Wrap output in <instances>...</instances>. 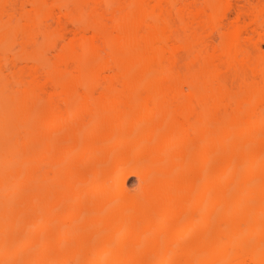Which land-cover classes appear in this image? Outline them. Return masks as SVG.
<instances>
[{"label": "bare ground", "instance_id": "1", "mask_svg": "<svg viewBox=\"0 0 264 264\" xmlns=\"http://www.w3.org/2000/svg\"><path fill=\"white\" fill-rule=\"evenodd\" d=\"M222 255L264 264V0H0V264Z\"/></svg>", "mask_w": 264, "mask_h": 264}, {"label": "rangeland", "instance_id": "2", "mask_svg": "<svg viewBox=\"0 0 264 264\" xmlns=\"http://www.w3.org/2000/svg\"><path fill=\"white\" fill-rule=\"evenodd\" d=\"M129 182L131 183V182H135V178L134 177H130L129 179ZM164 263H167V261H166V259H164L163 261H161L160 263H158V264H164ZM190 264H235V263H232L231 261H230V258H229V256H227V255H222L220 258H219V260L218 261H216V262H209V263H203L201 260H195V261H193L192 263H190ZM242 264H253V262H250V260H247L245 263H242Z\"/></svg>", "mask_w": 264, "mask_h": 264}]
</instances>
